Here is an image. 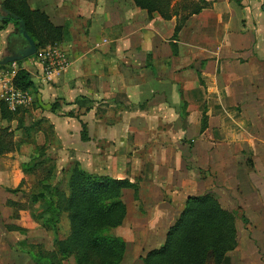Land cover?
<instances>
[{
	"label": "crops",
	"instance_id": "0c3cea01",
	"mask_svg": "<svg viewBox=\"0 0 264 264\" xmlns=\"http://www.w3.org/2000/svg\"><path fill=\"white\" fill-rule=\"evenodd\" d=\"M4 1L2 0L1 4ZM202 1L206 3L205 9L199 15H194V17L188 19L183 31L180 33L179 40L173 41L175 28L178 24L177 16L170 20H165L162 16L154 14L150 18L148 12L136 7L132 0H28L33 10L45 12L55 26L64 29V37L59 44L71 60L69 69L51 81H47L42 77L41 68L37 65L34 58L25 60L22 64V67L32 76L35 84L33 91L45 95V104H47L45 108L48 113L45 116L47 118H43V123L48 124L52 128L53 139L59 142L58 149L62 150V147H65V140L68 139V136L60 135L56 132L55 125L59 124V120L58 118L54 120L52 117L60 115L59 111L63 110L64 103L69 104L73 101L72 103L75 102L77 111L83 110L80 117L81 123L78 120L80 118H72L80 124L79 140L82 145H91L97 149L98 142H106L107 148H109V145L111 147L116 146L115 157L118 159L128 157L131 151L145 148L147 145L146 141H161V149L163 151L164 141H170L174 137L173 134L157 132V134L146 138L143 132L148 126L165 123L171 115H173L175 123L178 122L179 118L182 121L183 118L181 119L179 116L181 108H187V115L184 116L185 120L186 118L187 120L196 118L198 121V119L204 118L206 103L207 101L209 102L211 95L206 94L207 92L201 85L203 82L199 80V77H196L195 74L198 71V75L201 74L202 77H211L213 93H215V98L219 100L223 111L226 112L232 108L239 107L241 108V118L253 126V132L255 129L259 133L264 130V118H256L257 115L255 113L256 110L264 109V0ZM67 3L71 4L70 16L60 14L62 7L66 6ZM1 4L0 9L2 8ZM169 28L174 31L171 40L170 37L165 39L161 35L163 29L168 30ZM111 38H114L113 43L116 45L113 48L112 46L107 47V42L109 40L112 41ZM23 42L25 43L26 41L14 26H10L7 30L0 32V76L12 69V66H5L2 63L11 56L13 50L18 47H24ZM173 43L177 45V55H174ZM242 45L248 46V49L242 47ZM196 60L203 61L202 70L192 69V67H195ZM205 64H207L206 67ZM149 66L153 70L148 68ZM159 69L163 70L164 74L160 73ZM114 97L121 103L124 110L123 119L116 126L114 125L112 113L113 103L115 102L113 100L115 99ZM56 101H59L58 103L61 105L58 106ZM55 104L57 107L53 109ZM39 108L40 106L35 100L31 110L27 109L24 114L26 113L28 116L29 112L31 113V111L33 112ZM98 109L109 110L103 116L104 118H101L98 116ZM166 114H169L166 121L161 120L160 118ZM84 115L89 118L83 121ZM212 121L215 122V125L212 124ZM39 122L40 120L33 122V125H37ZM210 122L211 127L214 128L206 129L201 137L203 140L201 141V148L205 154L210 155L209 151L213 150L214 147H226L227 145L228 147H233V150L238 148L236 154L239 156L238 154L242 153V142L234 140L235 142L232 141L226 144L228 139L221 129L222 119L213 117ZM24 124L25 127L21 128L19 135L21 140L28 142L33 126L32 124H27V122ZM84 124L87 126V143L83 141L82 135V125ZM215 128H218L217 131L220 137L217 143L213 139ZM210 134L212 136H209ZM255 134L250 133L249 135L252 139L249 151L253 155L255 166L254 172L251 173L261 174V178L264 179V138L257 134L258 137L262 138L257 139ZM43 139V143L39 142L40 138L38 139L39 145L46 143V135ZM173 139L176 140V137ZM260 147H263V151H260ZM152 149L149 158H155V162L156 157L163 159H159V162H164L165 158L171 157L172 153H169V151L173 153L176 151L171 148L165 154H162L161 157L158 155L157 147H152ZM222 149H217L219 166L220 159L223 160L225 156V150L224 148ZM106 152L108 151L106 150ZM74 155V165L97 176L84 162L83 157L89 156L92 161L100 158L102 161L101 155L95 156L92 153L87 155L82 151H77ZM104 155L105 158L114 156L108 155V153ZM127 161H129L128 165H130L131 160ZM102 162L107 164L105 160ZM60 165V162H57L55 170L57 179L62 172L66 171V166ZM152 165L150 163L149 167ZM119 166L121 165L119 164ZM169 170L170 168L163 167L160 175L171 173ZM126 172L125 176L117 174L114 177L117 179H128L135 184L134 190L138 192V199L142 202L144 212L152 215L153 218H158L162 211H149L148 205L157 204L158 206H163L166 204L161 202V189L169 188L170 199L168 201H172V205L176 201L178 204L181 203V210L177 215L178 218L184 211L188 198L201 196V194L197 195L195 191L199 188V183H196L194 179H189L188 176L176 183L175 181H169L164 184L161 180H153L152 176L149 178L145 177L141 174L142 171L139 173L138 171L126 170ZM105 175L110 176L111 174L106 172ZM137 178H142V180ZM224 178L226 179V177ZM263 179L256 177L255 181H250V191L254 195L252 202L255 209L257 208L258 212H260V215L264 213ZM57 181L51 183L55 184ZM149 188L154 191L160 190V193L157 197L152 198L148 191ZM127 190L129 189L124 192ZM34 199L35 197L30 194L31 201L29 202L33 205L37 203H34ZM13 203L21 206L28 205L16 200L6 201L7 205L18 207ZM40 203L43 206L42 200ZM126 207L128 215L129 207L127 205ZM224 209L229 211L228 207H224ZM244 211L247 216L245 208ZM167 214V212L163 213L161 217L167 216ZM177 217L175 216L174 218ZM247 218L250 219L248 216ZM9 220L13 221L11 214ZM59 221V228L63 222L66 226H69L65 215ZM262 221L264 224V218ZM251 224H253L252 220ZM0 225L5 229L4 231L14 227L13 230L18 235L23 238L27 237V231L24 228L25 223L23 226V224L14 223L13 221L10 224L12 226L7 228L6 224H2L0 216ZM123 225L121 228L124 227ZM114 233L115 237L121 238L128 243L123 236H118L116 232ZM249 233L253 239L252 243L253 241L257 242L259 237H264V232L251 231ZM10 234L9 232H0V251L3 250V246L8 244ZM150 234L151 232H146L147 241L150 239ZM239 234L240 232H238V236ZM56 240L58 245L63 243L59 236L58 238L55 237ZM25 241L19 242V246L18 244L14 247L9 246L7 252L9 255L11 253V256H15L19 261L21 259L24 261L27 258L24 264H36L26 252L25 244L27 243ZM145 242L139 243L140 251L145 249L140 260L142 264H145L143 259L150 252L161 249L164 246L166 237H164L158 248ZM258 244L260 245L259 241ZM147 246L150 247L149 251H146ZM240 247L239 244L234 252L229 253L223 264H231L232 259L237 258L241 253ZM45 250L51 251L46 247ZM126 255L127 251L123 262ZM10 262L8 261L7 264H15ZM257 262L256 264L259 263ZM237 263L244 264L246 259L240 256ZM16 264L22 263L16 262Z\"/></svg>",
	"mask_w": 264,
	"mask_h": 264
},
{
	"label": "rangeland",
	"instance_id": "374dc122",
	"mask_svg": "<svg viewBox=\"0 0 264 264\" xmlns=\"http://www.w3.org/2000/svg\"><path fill=\"white\" fill-rule=\"evenodd\" d=\"M143 1L147 3H154L153 8L156 11L154 13L156 15L163 16L161 11L165 10L169 15L177 16L178 23H186L188 19L194 17L195 14H192L193 12L198 10V8L204 7L205 5L204 1L202 0ZM1 2L2 0H0V4ZM167 2L168 4H166ZM3 3L1 4L2 6ZM167 5L170 6L169 9H166ZM70 10L71 4L67 3L66 6L62 7V11L60 12V14L62 13V15L70 16ZM4 14L6 15V12H4ZM18 32L19 34H21L20 31ZM173 33L174 31L172 30V28H169L168 30L163 29L161 35L165 39L170 37L171 40ZM111 40L112 41L109 40L107 42V47L112 46L113 48L116 45L115 43H113L114 38H111ZM23 45L24 47H27L26 42H23ZM56 45L61 48L59 43H54L48 44L46 47L41 46L40 48H38V51H44ZM242 47L248 49V46L246 47L245 45H242ZM61 50L63 51V54L66 56L68 61L71 63L70 57H68L66 51H64L62 48ZM14 51L15 50L12 51L11 56L14 55ZM202 62L203 61L201 60H196L194 64L195 67H192V69L197 68L199 70H202ZM13 65L14 64H9L7 66H12V68H14ZM206 65L207 64H205V67ZM15 68H18V66H15ZM159 72L164 74V71L161 69H159ZM198 73L199 71L197 72V74H195L197 78L199 77ZM201 80L203 81L201 85L204 87L202 88L205 90V92H207V95H211V98L209 99V102L207 101L205 107V114L208 119V128H214L210 125V120L213 117H220L222 119L221 129L224 131V135L228 139V142H226V144L234 140H239L243 144V146L241 147L242 153L238 154L239 156H237L236 154L238 148L233 150V147H228L227 145L226 147H214L213 150L209 151L210 155L205 154L204 150H202L201 148V141H203L201 137L205 132L202 131L203 119H198L197 121L196 118H194L193 120H187L186 118L185 120L184 116L187 115V108H181V111H179V116L181 117V119L183 118L182 121H180L179 118L178 122L175 123L173 115L168 117L169 114H166L163 115V117L160 119L166 121L168 117V121H166L167 123H157L156 125L148 126L145 128L143 133L145 134L144 136L146 138L151 135L157 134V132H169L174 135V137H172L170 141H164L163 151L161 149V141H146L147 145L145 146V148L143 147L131 151V154L128 157H124L121 159L115 157L116 146L111 147L108 144L109 148H107L106 142H98L97 149H95L94 146L91 145L81 144L79 140V133L81 131L79 122H82L80 117L83 113V110L77 111L75 109L76 104L75 102L72 103L73 101L69 104L64 103L63 110L59 111L60 115L52 117V119L54 118V120H56L57 118L59 120V124L55 125L56 132L60 135L63 134L68 136V139L65 140L66 145L65 147H62V150L58 149L59 142H56V140L53 139L54 135L52 128L48 124L43 123V118H47L45 116L48 112H46L47 110L45 108L47 107V104H45V95L41 94L40 92L35 93V91L33 90L30 91L34 98V101L29 109L31 110V108L35 104V100H37V104L40 106V108L34 110L33 112L31 111V113L29 112L28 116L26 113L24 114V112H21L18 115H10L6 119H3L1 115L0 118L2 119H0V123H2V125H0V137L2 140V154H0V216L2 224H6L7 228L8 226H12L10 224L13 221L14 223L19 222L20 224H23V226L25 223L24 228L27 231V237L23 238L22 236L18 235L17 232L13 230L14 227H11L10 229L8 228L6 231H4L5 229L0 225V232L11 233L8 239V244L3 246V250L0 251V264H7L8 261H11L15 264L16 262L24 264L25 261H27V258H25L24 261L22 259L19 261L15 258V256H11V253L9 255L7 251L9 250V246L14 247L17 244L19 246L20 243L25 240V242L27 243L25 245V249H28V246H31L28 244H38L36 246H41L44 250L46 247L51 251H57L59 248L64 249V240L70 233L69 226H66L64 222L61 224L59 228V239L63 240V243H59V245L56 247L55 234H52V232H47L45 228L42 227L43 220L36 218V216L42 213L46 208H44L40 203L42 199H40V202H37L34 205L29 201H31L30 194H32L33 196L38 195V193L43 188H45V180H49V178H52L51 182L57 180L58 182H61L62 179H64V172L59 175L60 177L58 179L55 177V173L53 177H49L51 175L48 172L49 170H53L54 165L57 168V162H60V166H66L65 170L71 168L74 165V154L77 151H82L87 155L89 153H92L95 156L101 155L102 161H106L107 164H104L100 158L94 159V162L89 156L83 157L85 160L84 162L88 165V167L91 168L90 170H92V172H94L97 177L109 176L105 175V173L108 172L112 175L113 179H117L114 177V175L120 174L121 176H125L127 173L126 170H130L138 171L139 173L142 171L141 174H143L145 177L149 178L150 176H152L153 180H161V182H163L164 184L169 181H175L176 183L180 180H184L185 178H187V176L189 179H194L196 183H199V188L195 190L197 195L211 194L213 197H217L218 199H220L219 202L223 208L228 207L229 211L237 214V231L240 232L238 236V243L241 246V253L238 255V257L241 256L246 259V263L244 264H256L257 261L259 262H257L258 264H264V237L258 238V241L260 242L259 245L258 241H253L252 243L253 239L250 237L249 233L251 231L264 232V224L262 221V219L264 218V213L262 214V216L260 215V212H258V209H255L254 203L252 202L254 199V195L250 191V181H255L256 177L258 179L263 178H261V174H252L254 172L253 170L255 169V166L253 162V155H251V152L249 151L251 148L250 142L252 140L249 136L250 133H256V136L257 134H259L258 136L264 138V130L259 133V131H255V129L253 132V126L249 122H245V120L241 118V108L239 107L232 108L226 112L223 111L219 104V100L215 98V93H213L211 77L205 76L202 77ZM113 100L115 102L113 103L112 113L114 125L116 126L117 123L122 121L124 110L122 109L121 103L117 101V98ZM56 102L58 106L61 105L60 103H58L59 101ZM108 110L109 109H107V111ZM107 111H105V109H98V116L104 118L103 116H105V113H107ZM255 113L257 115L256 118H264V109L256 110ZM72 118L80 119H78L79 122H77ZM88 118L89 117L85 116V118H83V121L87 120ZM39 120L40 122L37 125H33V122H38ZM25 122H27V124L29 125L32 124L33 126L31 130L32 134L28 142L21 140L19 135L21 133V128L25 127ZM212 122V124L215 125V122ZM217 129L218 128H215L213 131V139L216 140L215 143L220 140ZM43 135H46L47 141L46 143H44V145H39V142L43 143ZM209 136L212 135L210 134ZM258 136L257 139H262ZM175 137L176 140L173 139ZM39 138L40 141L38 142ZM152 147L158 148V155L161 157L162 154H165L166 151L171 148H174L176 151L174 153L172 151H169V153L172 154L170 158H165V163L162 161H158L159 159L163 160L160 157H156L155 162V158H149V154L151 153V150H153ZM222 148H224L225 150V156L223 157V160L220 159L219 166L217 160L219 156L217 149L223 150ZM106 150L108 152H106ZM260 151H263V147H260ZM106 153H108V155L114 156L105 158L104 154ZM173 155L174 157H172ZM127 160H131L130 165H128L129 161ZM208 161H210V163H208ZM92 163L94 167L92 166ZM150 163L153 164L151 167H149ZM119 164L121 166H119ZM163 167H166L167 169L170 168L169 171H171V173L160 175ZM111 175L109 177H111ZM224 177H226V179ZM137 179L142 180V178ZM148 191L152 198L157 197L160 193V190L154 191L152 188H149ZM168 191L169 188L161 189V202L166 203L165 205H148L149 211H162L161 215H159L158 218H153L152 215L144 212L142 202L140 199L136 198V191L134 189H129L126 192H123V200L129 207L128 215L126 216L127 218H125V223L123 225L124 227H119L121 229L118 228L113 231V235L115 234L114 232H116L118 236H123L128 241L126 250L127 255L123 264H142L140 260L145 249H143V251H140L139 243H141L142 241H146V244L149 243L150 246L158 248L164 237L167 238L169 229H171L180 218L181 215L179 216V218L177 217V215L181 210V203L178 204L176 201L172 205V201H168L170 199ZM7 200H16L21 202L22 204L28 205H23L25 207L24 209L14 206L13 208L6 204ZM244 208L247 212V216L252 220L253 224H251V220L248 219L245 215ZM166 212L168 213L167 216L161 217L162 214ZM10 214L13 221L9 220ZM15 216L18 217L16 218ZM175 216L178 219L174 218ZM146 232H151V234L149 235V242L146 240ZM149 249L150 247L147 246L146 251H149ZM238 257L232 259L231 264H238ZM63 264H76V262L72 257L64 261Z\"/></svg>",
	"mask_w": 264,
	"mask_h": 264
},
{
	"label": "trees",
	"instance_id": "16d2710c",
	"mask_svg": "<svg viewBox=\"0 0 264 264\" xmlns=\"http://www.w3.org/2000/svg\"><path fill=\"white\" fill-rule=\"evenodd\" d=\"M132 1L136 7L146 10L150 18L153 17L156 12L154 3ZM169 7L167 5L166 9ZM205 7L206 3L192 14L199 15ZM161 13L165 20L174 17L165 10ZM184 24H177L173 41L179 40ZM10 26L20 32H27L37 48L58 44L64 37V29L55 26L45 12L33 10L28 0H6L3 3L0 9V32ZM173 51L174 55H177V45L174 43ZM24 61L17 63L18 71L14 84L22 91H31L35 84L31 74L22 67ZM148 68L153 69L151 66ZM199 78L202 79L201 74ZM56 107L55 104L53 109ZM0 109L3 119L27 110L13 113L3 101L0 103ZM82 126L83 141L87 142V126ZM202 126V131L208 128L206 114ZM1 146L0 137V154ZM55 169L54 165L53 170H49V177H53ZM51 179L45 180V188L34 196V203L42 199L43 207L46 205L45 210L36 218L42 219V226L54 232L58 238L59 219L65 215L70 233L64 241V249L47 251L41 246L31 245L26 249L27 254L36 264H63L72 257L76 264H121L127 243L115 237L113 231L124 224L127 216L123 192L126 189H134L135 184L128 179L97 177L77 165L64 171V179L60 183H51ZM136 198L138 199V192ZM14 205L24 209L19 204ZM55 245L58 246L57 240ZM238 245L237 214L224 209L211 194L193 196L188 198L185 210L176 224L169 229L165 245L150 252L143 261L145 264H223L228 254L235 251Z\"/></svg>",
	"mask_w": 264,
	"mask_h": 264
},
{
	"label": "built area",
	"instance_id": "2783aa9c",
	"mask_svg": "<svg viewBox=\"0 0 264 264\" xmlns=\"http://www.w3.org/2000/svg\"><path fill=\"white\" fill-rule=\"evenodd\" d=\"M34 60L41 68L42 77L51 81L56 76L67 71L71 66L59 46L50 47L44 51H38ZM4 75L0 76V101L7 104L10 111L18 113L19 110L29 109L34 98L30 91H22L16 88L14 80L17 76V63Z\"/></svg>",
	"mask_w": 264,
	"mask_h": 264
},
{
	"label": "water",
	"instance_id": "95a60500",
	"mask_svg": "<svg viewBox=\"0 0 264 264\" xmlns=\"http://www.w3.org/2000/svg\"><path fill=\"white\" fill-rule=\"evenodd\" d=\"M20 33L22 37L24 38V40L26 41L27 47H20L19 49H17V51H14V55L6 58L4 62L2 63L5 66L9 64H16L18 62L33 58L38 52L36 43L29 36V34L25 31H21Z\"/></svg>",
	"mask_w": 264,
	"mask_h": 264
},
{
	"label": "flooded vegetation",
	"instance_id": "af4514ba",
	"mask_svg": "<svg viewBox=\"0 0 264 264\" xmlns=\"http://www.w3.org/2000/svg\"><path fill=\"white\" fill-rule=\"evenodd\" d=\"M20 47L16 48L15 51H17V49H19Z\"/></svg>",
	"mask_w": 264,
	"mask_h": 264
}]
</instances>
